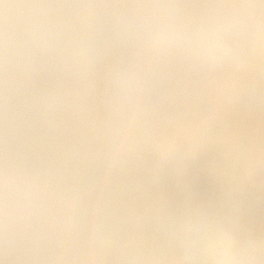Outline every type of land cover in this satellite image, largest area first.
Masks as SVG:
<instances>
[{
	"label": "water",
	"instance_id": "obj_1",
	"mask_svg": "<svg viewBox=\"0 0 264 264\" xmlns=\"http://www.w3.org/2000/svg\"><path fill=\"white\" fill-rule=\"evenodd\" d=\"M131 2L0 0V264H212L220 228L264 264V0H175L250 18L223 67L154 53L138 88L139 36L113 16Z\"/></svg>",
	"mask_w": 264,
	"mask_h": 264
},
{
	"label": "snow or ice",
	"instance_id": "obj_2",
	"mask_svg": "<svg viewBox=\"0 0 264 264\" xmlns=\"http://www.w3.org/2000/svg\"><path fill=\"white\" fill-rule=\"evenodd\" d=\"M119 11L113 13L116 25L123 31H135L139 36L140 64L136 73L137 88L144 81L145 67H151L154 53L168 54L179 49L183 59L202 67H223L229 60L209 59L203 55L204 44L209 40H226L234 30L242 29L249 21L245 5L226 4H177L175 0H145L115 6ZM89 24L111 23L103 18H88ZM264 30V22L261 24ZM6 60V56H5ZM175 74L171 65L167 75ZM131 111L136 107V92L130 98ZM126 130V129H125ZM12 179L7 165L0 174V236L4 246L9 240V204L13 193ZM19 204L22 206L23 201ZM24 234H21L23 239Z\"/></svg>",
	"mask_w": 264,
	"mask_h": 264
},
{
	"label": "clouds",
	"instance_id": "obj_3",
	"mask_svg": "<svg viewBox=\"0 0 264 264\" xmlns=\"http://www.w3.org/2000/svg\"><path fill=\"white\" fill-rule=\"evenodd\" d=\"M232 57L234 51L225 40H209L204 44L203 55L209 59ZM250 242L242 240L231 230L217 229L203 238L198 251L212 264H243L248 258Z\"/></svg>",
	"mask_w": 264,
	"mask_h": 264
}]
</instances>
